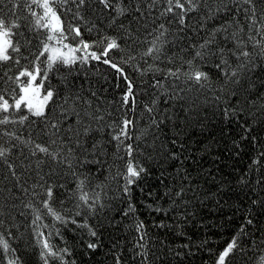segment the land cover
Listing matches in <instances>:
<instances>
[{"label": "trees", "instance_id": "obj_1", "mask_svg": "<svg viewBox=\"0 0 264 264\" xmlns=\"http://www.w3.org/2000/svg\"><path fill=\"white\" fill-rule=\"evenodd\" d=\"M24 3L25 0H3L0 4V15L20 24V28L13 31L21 35H14L12 39L14 42L19 41L23 56L20 65L11 66L9 76H14L23 67H31L33 54L38 52L40 41L45 35L43 30H32L33 18ZM145 3L146 0H139V6L145 14L139 22L120 17L113 24L108 13L94 10L97 8L94 3L80 10L85 21H71L80 25L84 40L91 42L104 36H114L121 41L126 53L131 52L137 57L131 64L122 65L136 85L134 113L130 110L131 104L122 106L121 97L126 91L124 80L101 62L89 61L70 69L58 66L59 71L49 74L52 87L61 94L56 97L57 101L69 93L77 94L81 97L78 110L88 109L83 101H91V109L88 110L98 108L104 114L105 119L99 125L92 123L94 129L102 130L93 131L86 141L89 147L94 142L103 145V150L97 152L95 159L89 153L77 151L75 156L80 160L87 157L92 162L84 163L82 167L74 164L72 169L66 165L45 162L36 169L37 158H31L32 166L26 167L29 161L24 160L19 151L14 149L10 160L18 165L19 183L29 188L28 193L21 191L6 167L0 165V211L3 212V216H0L3 220L0 231H5L7 235L6 230H10L16 237L10 243L23 264H44L31 226L35 213L33 209L25 207L27 203H32L43 216L42 223L50 226L44 229L45 233L59 229L60 235H54L52 242L58 247H67L71 255L65 258L74 264H116V256L120 257L121 264H216L218 255L233 239L237 240L239 247L226 264H253V251L256 250L257 254L264 251V157L260 156L264 152V115L256 112L255 107L240 104L238 108L243 111L239 112L238 117L225 118L222 109L233 98L229 97L226 101L221 94L220 102L216 103L213 96L217 93L214 91L197 92L193 88L180 93L184 99H168L167 96L175 91L169 87L172 83L170 79L163 80L164 87L157 90L149 87L153 82L152 72L141 76L133 67L136 64L141 68L158 65L165 71L169 68L188 71V65L183 64V61L190 58L192 45L202 43L210 30L225 20H231L232 15L210 19L205 28H201L198 22L200 16L204 15L203 11L191 14L189 27L183 31L172 24L164 54L161 59L154 61L151 57H141L148 47L146 40L151 39L148 31L154 27L153 19L156 23L162 20L158 12L163 4L152 9L149 16ZM15 4L20 7L15 9L13 15L9 10ZM68 7L75 11L74 5L69 4ZM132 7H135V3ZM60 11L63 12V9ZM71 16V13L62 16L65 27ZM120 23L124 24L123 29L118 26ZM89 28L92 31L89 32ZM100 47L96 49L98 52ZM123 55L116 54L114 59L119 61ZM209 69L213 84L218 87L221 82L216 79V70L212 69L210 63L203 70ZM7 70V66L0 67V75ZM161 75L163 73H157L156 78L159 79ZM175 83L185 87L183 80ZM14 87L11 81H0V91L7 88L10 93ZM245 87L248 90L242 93V100L256 98L257 94L264 97V68H258L251 74ZM154 97L157 102L153 105ZM189 99L196 100L194 107L185 102ZM261 102L257 99V104ZM146 104L153 106V115L158 121H163L158 128L148 130L151 121L144 108ZM51 107L55 119L60 109L56 105ZM124 115L136 121L138 131L133 133L132 143L134 146L139 145V152H134L133 157L147 169L146 174L131 186L130 195L123 192L125 182L117 175V171L123 173L124 161L117 158L115 142H108L111 130L107 125L113 120L119 122ZM41 127L43 125L39 122L35 125L26 122L23 126H8L9 130H15L22 138H27L31 132L37 142H45L46 137L36 136ZM249 128L251 131H247ZM142 131H147V135L136 140L135 136ZM20 147L27 156L28 148L23 145ZM119 155L123 156V151ZM257 160L259 163H255ZM4 176H8V179H4ZM40 176H43V180H40ZM80 180H85L84 190L90 195L100 193L104 204L102 209L97 207L90 212L85 207L77 208V185ZM44 182L55 186L53 206L69 219L66 225L56 223L55 228H52V218L44 215L45 210L40 203L44 198V190L39 186L32 188ZM181 186L187 189L186 194L173 204L166 193L174 192ZM33 191L40 195L33 196ZM129 204L134 206L135 211L124 215ZM72 219L76 220V224L71 223ZM139 222H143L144 229L141 231L146 233L142 241L135 227ZM85 223L97 232L96 237H91L87 228L79 227ZM88 242H96L99 247L88 249ZM139 244L145 247L141 248ZM144 252L147 253L146 259L139 254ZM53 264L60 262L54 261Z\"/></svg>", "mask_w": 264, "mask_h": 264}, {"label": "snow or ice", "instance_id": "obj_2", "mask_svg": "<svg viewBox=\"0 0 264 264\" xmlns=\"http://www.w3.org/2000/svg\"><path fill=\"white\" fill-rule=\"evenodd\" d=\"M2 3L3 0H0V4ZM93 3L97 6L94 10L108 13L113 24L120 17L131 18L139 22L145 15L139 6V0H25L24 7L33 18L32 30L36 32L43 30L45 35L44 39L40 41L38 52L33 54L34 58L30 61L31 67H23L14 76H9L8 71L11 70L12 65H20L23 56L19 41L14 42L12 39L14 35H21V33L13 31L19 29L20 24L14 20H6L4 16L0 15V67H8V70L3 71L0 75V81L4 83L11 81L15 85L10 93L7 88L0 91V165L6 167L8 173L16 180L18 187L24 193H28L29 188L19 183L18 165L10 160L14 149L19 151V155L23 156L24 160L29 161L26 167L32 166L31 158H37L36 169H39L40 165L45 162H51L58 166L66 165L69 169H72L74 164H79L82 167L84 163L92 161L87 160V157L80 160L75 156L77 151L82 154L89 153L95 159L97 152L103 150V145L99 142H94L89 147L86 141L93 131L102 130L101 128L94 129L92 123L95 122L99 125L105 119L104 114H101L98 108L89 111L91 101H83L88 105V109L80 108L78 110L81 97L77 94L69 93L62 97L61 101H57L56 97L61 94L52 87L49 74L59 71L58 66L70 69L77 64L83 66L89 61L107 65L114 70L117 77L122 78L125 82L126 91L121 97L122 106L126 107L131 104L130 110L135 112L136 93L134 89L136 85L122 65L131 64L137 57L131 52L126 53L121 41L114 36H104L98 41L91 42L84 40L80 25L71 22L72 20L85 21L80 10ZM133 3H135L134 8L132 7ZM69 4L75 6V11L72 7H68ZM160 4H163V7L159 9L158 16L162 20L156 23L153 19L154 27L148 31V36L151 39L146 40L148 47L144 50L141 58L151 57L154 61L161 59L165 45L168 43L167 36L170 26L175 24L179 31H183L189 27L193 13L199 14L203 11L204 15L200 16L198 21L201 28H205L210 19L229 14L232 15V19L225 20L224 23L210 30L202 43L192 45L193 51L190 58L183 61V64L188 65V71L181 72L180 69L172 70L171 68L165 71L158 65H148L147 68H141L139 64L133 65L141 76L148 72L153 73V82L149 87L159 90L164 87L162 81L170 79L172 83L169 87L175 91L172 95L167 96L168 99L173 97L184 99L180 93L186 90L191 91L193 88L197 92L208 90L217 93L213 96L216 103L220 102L221 94L226 101L229 97L233 98L231 103L222 109L225 118L238 117L239 112L243 111L242 108H238L240 104H245L250 108L255 107L256 112L264 115V97L257 94L256 98L241 99L242 93L248 90L245 86L249 83L250 75L255 73L258 68H264V0H146L145 7L149 10V16L151 10ZM98 6H102V8ZM19 7V4H15L9 11L15 15V9ZM36 9H40V11L38 12ZM60 9H63V12ZM68 13H71L72 16L65 27V20L62 19V16ZM241 19L243 23H241ZM118 26L124 28L123 23ZM88 31L90 32L92 29L89 28ZM129 38L131 37L129 36ZM98 46H101L99 52L96 50ZM110 53L113 55L110 56ZM121 53L125 55L121 56L119 61L115 60L114 56ZM23 58L28 59V57ZM165 58H167L166 54ZM209 63L212 69L216 70V79L221 82L218 87L213 84L211 69L203 70ZM145 64H147V60H145ZM157 73H163V75L157 79ZM5 77L7 80H4ZM181 80L185 87H180L175 83ZM257 99L262 102L257 104ZM156 102L154 97L152 104L154 105ZM185 102L189 103L190 107L196 105V100L189 99ZM51 105H56L60 109L59 116L55 119L52 116ZM144 108L151 121L147 126L148 130L152 127L158 128L163 121H158L153 115L154 107L146 104ZM250 114L255 115V113ZM108 115L110 116L111 113ZM85 117H87V122ZM30 118L35 119L30 120ZM26 122L33 125L37 122L42 124L43 127L37 131L36 136L46 137L47 140L37 142L31 132L27 138H22L15 130L8 128L9 125L23 126ZM107 127L111 130L109 132L111 139L108 142H115L117 158L124 161L123 173L117 171V175L121 176L125 182L122 190L125 194L130 195L131 186L135 185L147 172V169L133 157L134 152H139V145L134 146L132 143L133 133L138 131L136 121L124 115L119 122L113 120ZM247 131H251V129L249 128ZM146 135L147 131H142L140 135L135 136V139L141 140ZM20 145L28 148L27 156L24 155ZM121 151L124 153L123 156L119 155ZM260 156L264 157V152ZM95 162L100 163L99 160H95ZM255 163H259V161L257 160ZM21 164L23 165V161ZM37 175L39 176V172ZM4 179H8V176H4ZM86 179L87 177H85ZM40 180H43V176H40ZM85 180L79 181L78 195L74 194L79 201L77 208L85 207L90 212L95 211L97 207L102 209L104 204L101 201L100 193L94 192L90 195L88 191H85ZM45 184L47 182L32 186L33 189L39 186L44 190V198L40 201L45 210L44 215L52 218L54 222L51 225L52 228H55L56 223L66 225L69 219L53 206L55 186L47 184L45 187ZM186 191L187 189L181 186L166 195H169L172 203L175 204L178 199L185 196ZM32 195L40 194L33 191ZM25 207L33 209L35 213L31 226L44 264H53L54 261H59L60 264H74L65 258L71 255L69 249L58 247L52 242L54 235H60L59 229H56L55 232L45 233L44 229L50 226L42 223L43 216L40 211L35 209L32 203L25 204ZM134 211V206L129 204L128 211L124 215ZM157 211H161V209H157ZM0 216H3L2 211H0ZM71 223L76 224V220L72 219ZM2 226L3 220L0 219V227ZM79 227L87 228L91 237L97 236V232L86 223ZM135 227L140 233V240H144L146 233L141 231L144 229L143 222L137 223ZM6 231L7 235H5V231H0V262L2 264H23L17 250L10 243V240H14L16 237L10 230ZM138 246L145 247L143 244ZM98 247L96 242L87 243L88 249L95 250ZM238 247L237 240H231L218 255L216 264H226L230 255ZM139 254L144 255L145 259L147 258L146 252ZM251 259L253 264H264V251H259L257 254V251L254 250ZM115 261L116 264H121L119 256L115 257Z\"/></svg>", "mask_w": 264, "mask_h": 264}]
</instances>
